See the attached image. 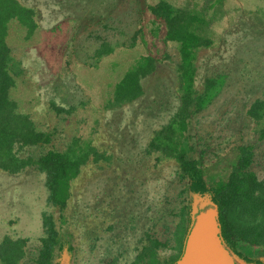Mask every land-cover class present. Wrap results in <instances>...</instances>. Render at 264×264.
Listing matches in <instances>:
<instances>
[{"label": "rangeland", "instance_id": "1", "mask_svg": "<svg viewBox=\"0 0 264 264\" xmlns=\"http://www.w3.org/2000/svg\"><path fill=\"white\" fill-rule=\"evenodd\" d=\"M20 1L35 8L38 28L28 37L20 23H10L7 43L20 63L11 96L51 135L35 152L66 150L76 138L102 156L83 167L65 209L48 203L44 173L0 169V243L26 239L17 264H36L47 213L62 242L73 246L70 264H132L151 239L156 257L169 260L178 252L174 230L189 193L177 161L149 152L181 102V46L168 39L166 23L150 9L159 0ZM191 4L206 12L211 42L194 54V87L203 92L209 79L215 83L209 85L212 98L188 120L183 140L211 183L226 181L239 147L251 146L252 169L264 182V120L248 115L251 104L264 99V0ZM149 56L155 68L141 78V95L116 102L118 83ZM255 253L264 256L263 249Z\"/></svg>", "mask_w": 264, "mask_h": 264}, {"label": "trees", "instance_id": "2", "mask_svg": "<svg viewBox=\"0 0 264 264\" xmlns=\"http://www.w3.org/2000/svg\"><path fill=\"white\" fill-rule=\"evenodd\" d=\"M191 1L195 0H187V4L176 7L159 0L150 6L151 11L164 20L168 39L178 42L182 53L178 67L180 106L168 124L156 132L151 143L155 150L149 151L159 153V159H175L179 165L177 173L187 180L185 188L189 195L183 201L180 220L174 230L179 243L178 252L169 260L161 261L156 257L157 242L151 239L140 248L132 264H174L183 254L195 209L206 204L217 206L221 236L238 260L245 264H264V256L255 253L256 249L264 250V182L252 169V147L241 145L228 179L211 183L194 148L183 140L188 120L212 98L209 85L215 83L209 79L203 92L194 87V54L211 42L207 35L210 20L204 10L192 7ZM219 1L222 0H216V3ZM36 16L35 8L20 0H0V169L10 173L27 169L44 173L48 203L65 209L73 194L72 184L83 167L90 161L98 162L102 154L89 143L81 145L76 138L66 150L49 148L35 152L37 147H47L51 135L38 129L33 118L20 111L18 102L11 96L20 73V63L13 56L7 38L13 21L26 28L28 37L32 36L38 28ZM154 68L155 60L149 56L145 64L129 70L116 87V102L123 103L140 96L143 91L141 78ZM248 115L257 122L264 120V99H256L249 107ZM261 133L264 137V128ZM43 226L44 236L35 258L36 264H61L65 255L70 264L73 246L60 239L53 215L43 213ZM25 245L26 239L6 237L0 243V260L5 264L19 263L25 257ZM58 256L60 258L56 261Z\"/></svg>", "mask_w": 264, "mask_h": 264}, {"label": "water", "instance_id": "3", "mask_svg": "<svg viewBox=\"0 0 264 264\" xmlns=\"http://www.w3.org/2000/svg\"><path fill=\"white\" fill-rule=\"evenodd\" d=\"M217 212L213 204L195 209L183 254L174 264H245L225 245ZM61 264H69L66 255Z\"/></svg>", "mask_w": 264, "mask_h": 264}]
</instances>
